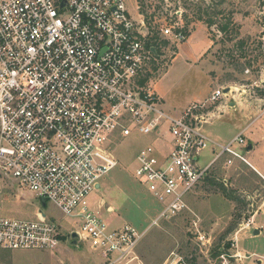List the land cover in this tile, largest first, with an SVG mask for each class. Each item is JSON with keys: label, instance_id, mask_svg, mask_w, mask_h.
I'll return each mask as SVG.
<instances>
[{"label": "built area", "instance_id": "obj_1", "mask_svg": "<svg viewBox=\"0 0 264 264\" xmlns=\"http://www.w3.org/2000/svg\"><path fill=\"white\" fill-rule=\"evenodd\" d=\"M162 30L170 40H187L174 25ZM149 35L125 0H0V200L14 180L52 202L103 264L138 258L147 232L110 226L88 199L119 165L113 147L120 138L155 141L137 151L132 172L163 205L150 226L192 211L188 197L222 158L228 166L236 158L249 163L242 154L247 128L227 143L205 130L225 87L181 114L163 108L145 75L158 55ZM209 147L215 156L202 167ZM254 222L252 216L241 229ZM192 224L203 240L198 216ZM59 236L58 224L40 210L36 219L0 214V252L56 247Z\"/></svg>", "mask_w": 264, "mask_h": 264}, {"label": "rangeland", "instance_id": "obj_2", "mask_svg": "<svg viewBox=\"0 0 264 264\" xmlns=\"http://www.w3.org/2000/svg\"><path fill=\"white\" fill-rule=\"evenodd\" d=\"M125 2L136 22L145 23L158 37L157 59L145 75L153 86L157 82L163 108L181 114L193 103L205 101L214 90L229 88L210 106L214 115L205 129L223 140L247 128V147L251 143L264 151V0ZM229 20V30L222 31L221 26ZM170 25L183 30L187 40H170L162 30ZM200 44L203 48L193 52ZM189 52H193L191 56ZM154 142L152 137L135 134L120 138L113 147L119 165L100 179V188L88 198L110 226L133 224L147 230L136 249L138 258L129 264H259L254 255L246 258L240 254L235 242L243 223L264 203V178L258 171L240 158L232 166L226 164L227 156L222 158L211 176L188 197L192 211L150 226L163 205L132 172L137 151ZM242 154L255 164L244 147ZM214 156L211 147L205 149L200 157L202 167ZM196 200L201 209L195 206ZM39 210L58 224V245L1 251L0 264H103L102 256L88 243H71L73 218L52 202L43 205L14 180L4 186L0 214L36 219ZM197 216L203 240L192 224ZM244 239L241 235L240 244L248 246L250 252L264 254V236Z\"/></svg>", "mask_w": 264, "mask_h": 264}, {"label": "crops", "instance_id": "obj_3", "mask_svg": "<svg viewBox=\"0 0 264 264\" xmlns=\"http://www.w3.org/2000/svg\"><path fill=\"white\" fill-rule=\"evenodd\" d=\"M203 44V43H202ZM200 44L199 48H197V50H194L193 49V52H198V50H201L203 48L204 45ZM207 44H205L206 46ZM193 52H189L188 55H192ZM178 58V56L175 58V60ZM169 69L164 72V74L168 73ZM163 74V75H164ZM162 77V76H161ZM160 77V78H161ZM159 78V79H160ZM159 81V80H158ZM154 87L155 89L161 93V90L159 89V87H157V82L156 84H154ZM206 99V98H204ZM242 128V127H241ZM206 130V133L216 139V140H219L220 142L222 143H225L226 141H229L231 140L235 135H232L230 137H225L223 140L220 138V136H215L213 135L212 133H210L207 129ZM251 144V143H250ZM249 144V145H250ZM253 146V145H252ZM257 150H258V153L259 155H256L257 154ZM247 154L248 155H251L252 158L254 159L255 161V164L254 163H251L249 160H248V164L250 166H253L255 170L258 171V173L260 174V176H262L264 178V151H260L259 148H257L256 146H253L252 149H247L246 150ZM247 158V157H246ZM192 197V196H191ZM225 198V197H224ZM199 202L200 201H195V206L198 208V209H201L200 206H199ZM206 215V214H205ZM264 203L263 205L261 206L260 210H258L257 212H255V214L253 215L254 217V224L252 225V227L250 229H241L240 231L238 230V234H237V239H238V249H239V253L240 254H244L246 256V258L248 257H251V255H254L253 258L254 260H256V262H258L259 264H262L264 263V254H260L259 252H250V249L248 246H246L245 244H240L241 241H240V237L241 235L244 236L245 239H247V237H250V238H255L256 236H264ZM252 217V216H251ZM263 217V218H262ZM199 220H201L200 217H198ZM259 220V221H258ZM258 221V222H257ZM201 222V221H200ZM249 231V232H248ZM250 231H253V234H250ZM257 231V232H256ZM244 239V240H245Z\"/></svg>", "mask_w": 264, "mask_h": 264}, {"label": "trees", "instance_id": "obj_4", "mask_svg": "<svg viewBox=\"0 0 264 264\" xmlns=\"http://www.w3.org/2000/svg\"><path fill=\"white\" fill-rule=\"evenodd\" d=\"M209 24L210 25L213 24V21H210ZM230 24H231V21L230 20L227 21L223 26H221V30L224 31V32H227L229 30ZM151 30H153V29H151ZM157 40H158L157 35L153 34V32L151 31L150 35H149V38H148L149 43L152 42L154 44H157ZM241 43L243 44V41H241ZM147 79H148V77H147ZM143 82H144V80H143Z\"/></svg>", "mask_w": 264, "mask_h": 264}, {"label": "water", "instance_id": "obj_5", "mask_svg": "<svg viewBox=\"0 0 264 264\" xmlns=\"http://www.w3.org/2000/svg\"><path fill=\"white\" fill-rule=\"evenodd\" d=\"M225 91L228 92V91H229V88H226ZM252 148H253V146H252V144H250V145L248 146V149H252ZM99 187H100V185H99ZM46 203H47V201L43 199V200H42V204H43V205H46ZM40 211H41V213H42L43 215H45V212H43L42 210H40ZM256 232H257V231H256ZM70 237H71V239H72L71 243H72L73 245H78V244H79V234H78L76 231H73V232L71 233Z\"/></svg>", "mask_w": 264, "mask_h": 264}]
</instances>
